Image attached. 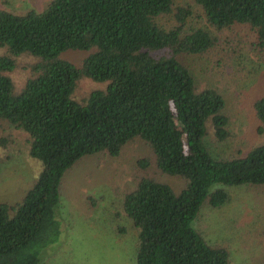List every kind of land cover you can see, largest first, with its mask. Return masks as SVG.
<instances>
[{
    "label": "trees",
    "instance_id": "obj_1",
    "mask_svg": "<svg viewBox=\"0 0 264 264\" xmlns=\"http://www.w3.org/2000/svg\"><path fill=\"white\" fill-rule=\"evenodd\" d=\"M194 6L205 24L193 18ZM166 17L170 26L160 23ZM236 24L248 27L249 48L264 54V0H48L42 9L0 8V119L26 133L30 155L41 161L22 198L0 202V264H39L41 248L61 233L54 207L66 172L86 155L116 157L137 139L151 153L136 161L120 204L137 231L134 264H235L228 245L207 242L193 221L203 203L228 201L226 185L264 184V139L245 154L215 157L210 132L217 142L231 137L227 99L216 86L199 87L192 68L198 58H221L215 32ZM67 50L83 55L75 63L62 56ZM21 54L35 60L17 89L9 72ZM84 77L105 86L76 98ZM252 105L263 131L264 90ZM9 135L0 136L8 157ZM164 172L178 184L157 176Z\"/></svg>",
    "mask_w": 264,
    "mask_h": 264
},
{
    "label": "rangeland",
    "instance_id": "obj_2",
    "mask_svg": "<svg viewBox=\"0 0 264 264\" xmlns=\"http://www.w3.org/2000/svg\"><path fill=\"white\" fill-rule=\"evenodd\" d=\"M48 0H0V8L22 12L29 7L42 9ZM186 4L190 0H175ZM201 25L200 11L193 7ZM170 26L172 19L160 20ZM218 36L216 62L207 56L198 58L193 65L197 84L216 86L226 96V113L229 116L231 137L217 142L208 135L210 150L217 156L245 154L248 149L264 139V130L257 119L252 102L264 90V54L249 48L248 27L234 25L215 32ZM241 49L246 56H241ZM6 51L0 46V54ZM81 51L67 50L62 56L78 62ZM18 65L9 72L15 87L19 89L30 75L29 64L35 57L28 54L17 56ZM219 62V63H218ZM204 68H210L211 71ZM105 82L84 77L75 89L76 98L91 89L103 88ZM10 134L9 157L5 146L0 145V202L19 201L32 184L41 168V161L30 155L23 130L11 127L0 119V136ZM146 142L137 139L128 142L120 155L90 154L82 157L64 175L60 199L55 205V216L61 223V233L53 243L41 248L39 264H134L137 231L120 211L122 193L133 185V174L138 171L136 161L150 155ZM154 172L151 164L148 168ZM157 176L171 185L178 178L168 173ZM229 199L219 207L203 203L193 221L210 244H226L235 264H263L264 262V184L248 186L226 185ZM94 200L96 202H94ZM117 216L119 218H117ZM117 226H124L118 231Z\"/></svg>",
    "mask_w": 264,
    "mask_h": 264
}]
</instances>
